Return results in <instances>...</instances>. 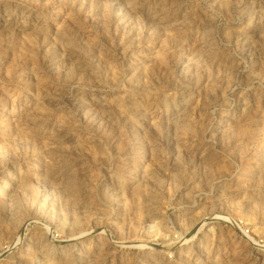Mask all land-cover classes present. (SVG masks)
Segmentation results:
<instances>
[{
	"label": "rangeland",
	"instance_id": "1",
	"mask_svg": "<svg viewBox=\"0 0 264 264\" xmlns=\"http://www.w3.org/2000/svg\"><path fill=\"white\" fill-rule=\"evenodd\" d=\"M0 264H264V0H0Z\"/></svg>",
	"mask_w": 264,
	"mask_h": 264
}]
</instances>
